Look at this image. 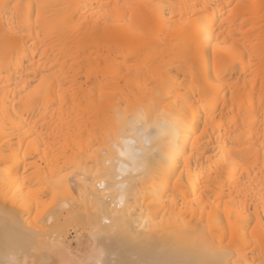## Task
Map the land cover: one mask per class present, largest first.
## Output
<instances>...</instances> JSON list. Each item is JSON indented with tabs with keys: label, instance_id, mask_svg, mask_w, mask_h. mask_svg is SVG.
Returning a JSON list of instances; mask_svg holds the SVG:
<instances>
[{
	"label": "bare ground",
	"instance_id": "6f19581e",
	"mask_svg": "<svg viewBox=\"0 0 264 264\" xmlns=\"http://www.w3.org/2000/svg\"><path fill=\"white\" fill-rule=\"evenodd\" d=\"M7 2L0 249L15 230L49 264L88 258L76 172L136 122L154 162L122 209L107 207L160 227L166 250L119 258L264 264V0ZM56 201L66 207L50 216Z\"/></svg>",
	"mask_w": 264,
	"mask_h": 264
},
{
	"label": "snow or ice",
	"instance_id": "6c2138e0",
	"mask_svg": "<svg viewBox=\"0 0 264 264\" xmlns=\"http://www.w3.org/2000/svg\"><path fill=\"white\" fill-rule=\"evenodd\" d=\"M15 7L7 0H0V16H7ZM151 142L145 129L136 122H129L124 130L110 137L107 147L97 154L94 164L89 162L77 170L82 187L80 199L85 202L88 212L91 252L88 258L75 264H186L179 260L129 261L119 258L127 249L146 248L148 254L153 256H159L166 250L165 246L154 245L160 227L153 228L150 220L139 224L131 213L122 210L109 214L107 207L111 203L113 208L119 206L122 209L125 202L131 199L132 190L139 184L137 178L147 173L149 165L154 162V157L149 160L145 153V146ZM62 206L66 207L60 201L53 203L49 215L56 214ZM2 215L6 224L16 223L12 210H5ZM67 223V219L58 223L57 230H62ZM169 242L174 244L172 238L164 243ZM38 251L34 241L27 239L23 233L15 230L6 232L4 245L0 249V264H49L36 258Z\"/></svg>",
	"mask_w": 264,
	"mask_h": 264
},
{
	"label": "rangeland",
	"instance_id": "374dc122",
	"mask_svg": "<svg viewBox=\"0 0 264 264\" xmlns=\"http://www.w3.org/2000/svg\"><path fill=\"white\" fill-rule=\"evenodd\" d=\"M71 238V237H70ZM73 242V241H72ZM73 244V243H72ZM74 245V244H73Z\"/></svg>",
	"mask_w": 264,
	"mask_h": 264
}]
</instances>
